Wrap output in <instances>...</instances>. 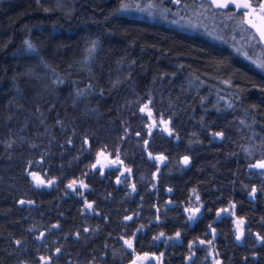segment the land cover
<instances>
[{"label":"trees","instance_id":"1","mask_svg":"<svg viewBox=\"0 0 264 264\" xmlns=\"http://www.w3.org/2000/svg\"><path fill=\"white\" fill-rule=\"evenodd\" d=\"M125 1L0 0V264H264V69Z\"/></svg>","mask_w":264,"mask_h":264},{"label":"rangeland","instance_id":"2","mask_svg":"<svg viewBox=\"0 0 264 264\" xmlns=\"http://www.w3.org/2000/svg\"><path fill=\"white\" fill-rule=\"evenodd\" d=\"M162 1L174 5L175 8L163 7L157 0H126L123 4L122 14L150 21L160 20L166 24L180 27L191 34L208 37L214 41L217 39L219 42L236 49L242 58L250 59L257 67L264 64V60L260 58L259 50L254 42L259 45V49L263 50L264 43L258 41L255 31L249 28L246 23L242 24L241 27L228 16L214 12L217 10L224 11L225 9L215 8L212 6L211 0H196V3L185 2L180 6L173 3L172 0ZM203 3L206 7L202 5ZM227 9H233L236 12L232 5ZM253 19L256 23H259V20H256L255 17ZM101 161H104V163ZM96 167L101 173H105L107 170L115 168L116 163L109 161L105 154H99ZM80 185L81 183H77L76 187L82 188ZM214 236H216V233L212 232V238Z\"/></svg>","mask_w":264,"mask_h":264},{"label":"snow or ice","instance_id":"3","mask_svg":"<svg viewBox=\"0 0 264 264\" xmlns=\"http://www.w3.org/2000/svg\"><path fill=\"white\" fill-rule=\"evenodd\" d=\"M37 2L39 3V0H37ZM173 3H180V0H172ZM212 6H214L217 9H227L229 8L230 5L234 6L236 12L232 13V16L234 17L236 15V13H240V23L241 24H247L249 28L253 29L255 31V35L256 37H258V41L260 43H264V0H256V2L254 3L253 0H211ZM149 7H151V5H149ZM123 10V9H122ZM47 11V9L45 10ZM253 17L256 18V20H259V23H256L255 20L253 19ZM232 18V17H230ZM25 43L28 45V48L32 51H35V49L33 48V46L28 42L25 41ZM91 51V49L89 50ZM258 67L264 69V64L258 65ZM148 106L145 105L144 108H141V112L145 111V109ZM148 115L151 116V111L148 112ZM162 123H164L165 125L167 124L166 121H162ZM165 131H168L167 127H165L164 129ZM169 134H171V132L169 131ZM214 135L220 136L222 135L221 133H216ZM87 143V141H85ZM147 143V142H146ZM158 159H162V157L158 158ZM184 163L187 164L188 160L187 158H185ZM255 167H259L261 169H264V161L260 162L258 165H254ZM93 167H95V165H93ZM30 175H32V178L34 181L37 182L36 186L39 187L41 185L44 184V181L41 180L38 176H36L35 173H30ZM119 182V180H118ZM54 183V181H49L48 184H52ZM76 184V181H73L72 183H70L68 185L69 188H73V186ZM47 186V185H45ZM81 187H85L82 183L80 185ZM253 192H255V189H253ZM21 203L23 204L24 201H21ZM89 208H91V205H87ZM186 211H192L191 209H186ZM199 209H195L194 211H192V215L189 216V219H194L195 218V213L198 212ZM127 219H131V217H128ZM242 223V221H241ZM87 231V230H85ZM161 236H163L164 234L161 233ZM179 236V233H177V237ZM154 239H159V237H155ZM237 239H240V235L238 233L237 235ZM257 239H260V237H257ZM19 243V242H17ZM201 243H204L203 241H201ZM211 243V242H209ZM125 244L131 248L132 247V242L130 240H125ZM191 247V246H190ZM59 251V250H57ZM141 259V258H138ZM41 260L43 262V264H48V261L41 257ZM133 264H135V261L133 262Z\"/></svg>","mask_w":264,"mask_h":264},{"label":"water","instance_id":"4","mask_svg":"<svg viewBox=\"0 0 264 264\" xmlns=\"http://www.w3.org/2000/svg\"><path fill=\"white\" fill-rule=\"evenodd\" d=\"M102 163H104V161H101ZM214 239H216V236H214Z\"/></svg>","mask_w":264,"mask_h":264}]
</instances>
